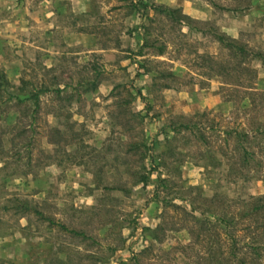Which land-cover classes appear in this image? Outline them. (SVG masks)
I'll return each instance as SVG.
<instances>
[{
	"label": "rangeland",
	"instance_id": "rangeland-1",
	"mask_svg": "<svg viewBox=\"0 0 264 264\" xmlns=\"http://www.w3.org/2000/svg\"><path fill=\"white\" fill-rule=\"evenodd\" d=\"M216 34L264 56V0H0V264H198V192L264 195V150L239 173L225 139L248 99L200 66Z\"/></svg>",
	"mask_w": 264,
	"mask_h": 264
},
{
	"label": "trees",
	"instance_id": "trees-1",
	"mask_svg": "<svg viewBox=\"0 0 264 264\" xmlns=\"http://www.w3.org/2000/svg\"><path fill=\"white\" fill-rule=\"evenodd\" d=\"M175 11L172 10V12ZM215 39L226 51V54L223 57L199 54L198 57L202 60L200 66L206 69L203 73L208 77L219 76L222 78L223 91L230 93L228 99H233V93L236 94L238 103L248 99V105L242 106L240 110L244 118L237 120L238 122H232H237L235 126L225 128V139L234 136L232 152L235 157L232 158L234 160L232 167H236L241 173L247 170L251 161L256 158L254 147H259L260 151L264 150V119L260 120L259 118V114L264 112V91H258L253 87V81L257 78V70L248 63L253 57H258L262 59V65H264V56L251 52L243 43L229 39L222 34H216ZM160 51H162V47L159 49ZM163 77L170 79L171 82L177 79L170 72ZM230 79H235V83L229 82ZM171 82H164L160 86L164 89L172 88ZM97 84L95 79H88L80 83L87 91L94 90ZM60 91L61 89L56 90L58 94ZM32 99L35 104L32 112H36L38 92L33 95ZM17 101L23 103L26 99ZM55 134H58L56 128H50L47 132L50 144H56L59 139H64H55ZM255 163L261 166L262 162ZM158 179V185L154 192L156 199L159 198V190L160 192L169 190L176 183L169 177L161 178L159 176ZM140 181L146 183V178L142 177ZM161 201L165 202L166 200L161 198ZM230 206H235L237 209L240 206L241 211L229 212ZM191 216L198 223V232L197 230L194 232L196 233L194 234L195 239L198 240V244L205 242L202 250L204 254L198 252V264H209L210 262L222 264V261L228 264H252L254 260L264 255V195L249 196L247 199L226 203L216 194L210 198H204L198 192V217L192 214ZM241 220L246 224H242ZM68 231L76 233L75 230L68 229ZM240 231L243 233L240 234ZM221 236L226 244L221 242ZM245 237L247 240H244ZM243 249L244 251H242Z\"/></svg>",
	"mask_w": 264,
	"mask_h": 264
}]
</instances>
